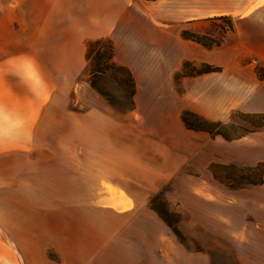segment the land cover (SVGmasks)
I'll list each match as a JSON object with an SVG mask.
<instances>
[{
  "label": "crops",
  "instance_id": "0c3cea01",
  "mask_svg": "<svg viewBox=\"0 0 264 264\" xmlns=\"http://www.w3.org/2000/svg\"><path fill=\"white\" fill-rule=\"evenodd\" d=\"M220 16L237 19L235 36L264 34V0H0V264H183L168 225L154 250L149 241L138 254L136 228L151 227L131 221L152 216L147 201L183 177L192 130L183 101L229 88L207 81L250 65L230 36L212 48L183 37ZM101 37L135 80L127 120L79 80L87 41ZM185 61L221 70L177 85ZM73 95L88 109H71ZM89 209L128 222H89Z\"/></svg>",
  "mask_w": 264,
  "mask_h": 264
},
{
  "label": "rangeland",
  "instance_id": "374dc122",
  "mask_svg": "<svg viewBox=\"0 0 264 264\" xmlns=\"http://www.w3.org/2000/svg\"><path fill=\"white\" fill-rule=\"evenodd\" d=\"M146 9L153 14V9ZM236 22L233 16L201 19L189 30L212 44H222L230 36L229 44L248 53V69L232 70L222 80L207 81L210 85H230L226 89L215 88L208 99L198 93L183 101L188 106L183 110H192L209 120L231 122L230 131L234 134L253 128L249 120L235 112L264 113V34L259 31L235 36L230 26L235 27ZM166 27L169 32L177 28L175 24ZM113 75L108 71L101 85L114 111L127 120L123 114L131 111L132 104L121 81L126 75L121 71ZM88 76L86 67L79 80H88ZM89 106L76 102L72 96L71 109L79 112ZM187 133L184 143L191 147L184 153L183 177L177 185L167 183L147 201L154 216L143 215L131 221L151 227L136 228L137 253L142 254L141 246L149 241L152 249L156 248L163 235L161 227L168 225L165 216L172 225V228L168 225L169 235L183 247V264H264V126L233 140L213 137L202 130ZM99 203L100 207H111L110 201ZM88 204L96 207L93 201ZM62 205V201H56L57 209ZM90 209L89 222H128L93 215ZM60 218L57 216V221ZM173 229H177L180 237ZM154 260L152 264H162L159 258ZM169 264L174 263L171 260Z\"/></svg>",
  "mask_w": 264,
  "mask_h": 264
},
{
  "label": "trees",
  "instance_id": "16d2710c",
  "mask_svg": "<svg viewBox=\"0 0 264 264\" xmlns=\"http://www.w3.org/2000/svg\"><path fill=\"white\" fill-rule=\"evenodd\" d=\"M152 1V0H149ZM218 18H231L230 16H220ZM233 26H230L232 29ZM183 37L187 39H191L197 41L208 48H212L215 45L218 46L220 43L212 44L208 43L205 40L204 36H200L199 34L192 32L190 30H183ZM114 42L110 37H101L96 39H91L87 42V67L89 70L88 83L90 87L108 100L107 94L103 90V86L101 82L106 78L107 72L111 71L113 73H117L118 71L124 72L126 77L121 79L124 91L127 93L128 98L132 104V108L134 106V95L136 92V84L133 77L132 72L126 66L120 65L114 60ZM221 68L212 64L202 63L201 65H195L190 61H185L182 65L180 71H177L174 75V79L176 84H179L180 79L183 76H192L199 75L207 72L220 71ZM113 77L118 80L114 75ZM178 88V87H177ZM180 90V88H178ZM130 108V109H132ZM236 115H241L243 119L253 125V128L244 129V131H240L238 133H232L230 128L232 127L231 122H224L222 120H209L206 117L191 111V110H183L181 113V119L184 122L185 126L188 129L192 130H202L209 133L211 136H221L226 140H233L244 136L247 132L255 131L264 126V113H242L240 111L235 112ZM252 121H251V120ZM255 120V121H253ZM252 170V169H251ZM262 179H260L261 182ZM166 223L172 228L171 223L163 216ZM175 234L180 237L177 229H173Z\"/></svg>",
  "mask_w": 264,
  "mask_h": 264
}]
</instances>
